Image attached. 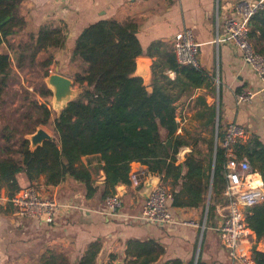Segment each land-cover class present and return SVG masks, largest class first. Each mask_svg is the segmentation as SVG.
Returning <instances> with one entry per match:
<instances>
[{
	"label": "trees",
	"instance_id": "16d2710c",
	"mask_svg": "<svg viewBox=\"0 0 264 264\" xmlns=\"http://www.w3.org/2000/svg\"><path fill=\"white\" fill-rule=\"evenodd\" d=\"M25 0H0V47L24 26L17 15ZM249 38L254 49L264 57V11L253 19ZM66 37L61 28L50 24L31 34L26 44L11 48L18 68L24 64L43 69L42 78L49 74L54 62V51L65 47ZM160 43L143 48L137 38L134 23L101 20L85 27L75 40L70 60L85 65L83 73L75 74L74 83L80 93L57 115L47 100L51 91L44 87L42 101H32V107L20 119L30 121L23 131L4 127L0 131V190L5 187L10 198L21 189L19 176L24 175L27 188L44 177L46 186L57 187L69 181L79 185L83 194L72 190V196L58 202H70L83 207L100 189V200L114 194L119 185H130L132 163H139L163 184L169 181L171 207L205 211L209 182L211 202L207 208L205 226L214 220L216 204L227 201L220 198L226 185L224 151L213 142L208 143L204 162L196 159L201 153L193 151L182 163L175 165L177 155L186 142L177 135L176 102L183 95L207 86L211 80L199 69L180 66L173 53L160 50ZM43 54L42 61H37ZM155 58L151 66V91L148 92L139 77L133 76L136 59ZM11 56L0 52V105L8 85ZM168 73H173L170 79ZM17 112V111H16ZM214 112V109H212ZM17 121L16 125H20ZM50 127L56 136L34 150L29 149L30 135L37 128ZM5 131L12 135L3 134ZM20 139L12 143L15 134ZM222 134L218 121L217 138ZM237 158H245L251 170L257 172L264 185V144L253 136L247 143L235 146ZM98 156L104 181L94 186L90 170L82 158ZM184 170V173H183ZM164 186V185H163ZM165 187V186H164ZM166 188V187H165ZM78 189V188H77ZM245 221L256 239H264V201L245 210ZM127 264H156L163 255V247L154 240H129L126 244ZM96 245H91L78 264H95ZM254 264H264V253L252 254ZM43 264H53L47 262ZM164 264H193L171 260ZM196 264H204L197 260Z\"/></svg>",
	"mask_w": 264,
	"mask_h": 264
},
{
	"label": "crops",
	"instance_id": "0c3cea01",
	"mask_svg": "<svg viewBox=\"0 0 264 264\" xmlns=\"http://www.w3.org/2000/svg\"><path fill=\"white\" fill-rule=\"evenodd\" d=\"M236 1L25 0L17 12L18 17L23 19L24 26L16 29L17 34L0 47V52H8L6 45L28 43L29 36L43 25L59 27L66 42L63 49L54 51L53 67L58 63L54 73L65 76L56 70L63 67L59 62L70 60L76 38L85 27L95 22L109 20L134 23L137 26V38L143 48L160 43L159 49L169 53H172L174 36L185 29L191 30L199 46L200 70L211 83L192 91L190 95L181 96L175 104L178 124L176 134L186 142L177 155L175 165L182 163L193 151L201 153L200 157H194L204 162L208 143L212 141L214 148L217 111L221 131L228 123H235L245 130L242 144L253 136L264 144V84L244 64L237 50L228 43L217 42V33L222 34L224 21L230 16ZM154 60L155 58L147 56L136 59L147 63L143 65V74L140 76L143 84L149 88ZM168 76L170 79L174 78L173 73H168ZM249 92L253 95L250 101H237L236 94ZM82 163L90 170L94 186H100L104 181V174L100 169L98 156L84 157ZM130 168V174L136 175L139 185H122V207L113 216L104 214L106 203L105 200H100L99 189L91 200L83 201L81 210L64 209L53 224L38 223L21 217L8 203L7 191L5 187L2 188L0 264H78L91 245L97 247L95 264H127L129 258L126 256V244L129 240H154L161 245L164 252L156 264L171 260L185 263L193 261V264L197 260L204 264H238L228 257L219 239L218 228L227 202L216 204L214 220L210 227L205 226L206 209L213 203L211 180L203 214L199 208H173L170 200V211L177 223L155 225L138 217L144 205V199L139 194L142 183L149 176L156 175L150 174L139 163H132ZM258 180L255 177L253 183L259 185ZM19 181L23 188V174L19 176ZM44 181L41 176L32 185L38 186L48 198L65 200L72 196V190H77L78 195L83 194L79 185L70 184L69 181L57 187L46 186ZM159 183L167 190L171 189L169 181L163 184L160 180ZM220 198L227 201L223 193ZM186 221L204 224L205 227L200 229L182 225ZM251 240L257 251L264 253V239L258 240L253 234Z\"/></svg>",
	"mask_w": 264,
	"mask_h": 264
},
{
	"label": "built area",
	"instance_id": "2783aa9c",
	"mask_svg": "<svg viewBox=\"0 0 264 264\" xmlns=\"http://www.w3.org/2000/svg\"><path fill=\"white\" fill-rule=\"evenodd\" d=\"M261 11H264V0H237L232 6L230 16L224 21L222 34L217 33V42L228 43L237 50L244 64L264 84V57L255 51L249 38L252 19ZM172 53L178 65L200 69L199 46L191 30L185 29L174 36ZM252 96L250 92L235 95L238 102H248ZM245 135L243 127L228 123L214 146V149L218 146L224 151L226 185L223 196L227 199L225 214L222 216L218 232L219 239L232 262L254 264L252 254L257 249L251 240L254 233L250 232L245 221V210L264 201V185L260 175L251 170L249 162L245 158H237L235 154V146L242 142ZM255 177L259 178V185L253 184ZM129 181L135 187L139 185L135 174H130ZM170 200L169 190L158 183L149 198L144 200L138 218L155 225L176 224L170 211ZM8 203L21 217L49 225L56 221L64 209L81 210L70 202H58L44 196L36 185L19 189L8 198ZM105 203L104 214L113 216L121 209L122 198L119 193H114L105 199ZM182 225L200 229L205 227L204 224L200 225L193 221L183 222Z\"/></svg>",
	"mask_w": 264,
	"mask_h": 264
},
{
	"label": "rangeland",
	"instance_id": "374dc122",
	"mask_svg": "<svg viewBox=\"0 0 264 264\" xmlns=\"http://www.w3.org/2000/svg\"><path fill=\"white\" fill-rule=\"evenodd\" d=\"M17 44H20V42L13 44L12 46L6 45L8 50V52L6 53L11 56L12 60H11V71L9 75L10 77L7 82L8 83L7 89L5 90V93L2 96V100L4 102L3 105H0V130L3 129L4 127H11V128L16 127L18 132H21L24 129L23 125L26 123L29 124L30 121L26 120L25 118L20 119L19 115L28 113L30 109H31L30 112H32V107L30 106V103L32 101H35L37 103L41 102L43 98L40 95V93L42 89L44 87L47 88V86L45 84V80L42 78V73L44 70L41 69L40 67L38 66L29 67L28 65L24 64L22 67L18 68L16 62H14L13 60L14 56L11 55V51H10V49L16 47ZM43 57L44 55L41 54L38 57L37 61L39 62L42 61L41 59ZM59 63L62 64L63 67L61 69L59 68L58 71L60 73H63L70 80H72L73 89L78 91V86L74 83L75 81L74 76L77 73H83L82 67L86 69V66L79 64V62L77 61H71V60L69 61L65 60L63 61V63L61 62ZM57 64L58 63H55L54 67L53 65L49 67V74L55 72V66ZM47 100L49 101L51 107H53L52 96L48 97ZM18 120L21 121V124L17 126L16 122ZM43 129L47 133L52 135L54 138H56L50 127H46ZM0 133L2 132L0 131ZM3 134L12 135V133H8V131H5ZM27 137L28 135H24V138ZM17 139L18 140L20 139V135L18 133L14 135V138L12 139V143H15Z\"/></svg>",
	"mask_w": 264,
	"mask_h": 264
},
{
	"label": "water",
	"instance_id": "95a60500",
	"mask_svg": "<svg viewBox=\"0 0 264 264\" xmlns=\"http://www.w3.org/2000/svg\"><path fill=\"white\" fill-rule=\"evenodd\" d=\"M136 67L135 71L133 73V76L139 77L142 79L140 75H142V68L143 65H147L146 62L143 61H136L135 62ZM152 66V65H151ZM58 70V69H56ZM137 73V74H136ZM45 84L47 88L51 91L52 94V108L55 111L57 115L64 110L69 102H71L77 95L80 93V90L78 91L73 89V81L69 78L62 76L60 74L52 73L48 74V76L44 79ZM143 81V80H142ZM144 83V82H143ZM145 86V84H143ZM146 90L148 92L151 91V88L146 87ZM217 133H218V111H217V125L215 129V141L214 146H216L217 141ZM26 140L29 141V149L34 150L38 146H41L43 142L45 141H54L55 138L47 133L43 128H37L33 134L28 135ZM182 149V148H181ZM180 149V151H181ZM179 151V152H180ZM160 179L156 176H149L143 183H142V189L140 191V197L144 200H147L149 198V195L153 188L159 183ZM123 188L122 185H119L116 187V191L119 193V195L122 197L123 195L120 193L121 189ZM207 210V209H206ZM205 218V217H204ZM205 220V219H204ZM251 233H253L250 230Z\"/></svg>",
	"mask_w": 264,
	"mask_h": 264
},
{
	"label": "bare ground",
	"instance_id": "6f19581e",
	"mask_svg": "<svg viewBox=\"0 0 264 264\" xmlns=\"http://www.w3.org/2000/svg\"><path fill=\"white\" fill-rule=\"evenodd\" d=\"M258 183H259V180H258ZM255 185V183H253Z\"/></svg>",
	"mask_w": 264,
	"mask_h": 264
}]
</instances>
